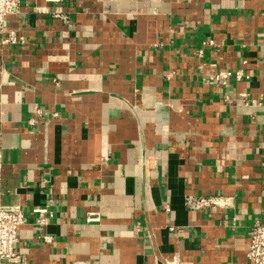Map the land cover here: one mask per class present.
<instances>
[{"label": "crops", "instance_id": "obj_1", "mask_svg": "<svg viewBox=\"0 0 264 264\" xmlns=\"http://www.w3.org/2000/svg\"><path fill=\"white\" fill-rule=\"evenodd\" d=\"M7 29L26 43L0 37V203L24 213L23 264H252L264 0H21ZM225 71L243 79L215 86Z\"/></svg>", "mask_w": 264, "mask_h": 264}, {"label": "built area", "instance_id": "obj_2", "mask_svg": "<svg viewBox=\"0 0 264 264\" xmlns=\"http://www.w3.org/2000/svg\"><path fill=\"white\" fill-rule=\"evenodd\" d=\"M21 0H0V37L5 45H25L26 40L19 37L14 32L7 29V20L10 16L16 15L20 7ZM203 45H213V42L206 41ZM200 56L202 51L199 52ZM0 70L4 72L3 63L0 60ZM241 81L243 72L231 71L220 72L210 78L213 84L217 87L225 89L231 88L232 80ZM228 99V98H227ZM229 100V99H228ZM236 108L251 109L257 106L256 102H251L247 94H234L231 101ZM259 105V104H258ZM261 105V104H260ZM259 105V106H260ZM251 115V114H250ZM47 115L44 110L36 107L33 116L29 119L31 127L36 126L39 120L44 119ZM142 165H149L148 160H141ZM185 206L190 211H206L213 212L215 210H225L229 207V201L220 197H203L197 195H187L185 197ZM35 213L43 215L46 210H34ZM99 218L90 214L87 218L88 223H94ZM26 224V219L23 211L19 207L7 206L0 203V264H23L25 259L17 254L15 248L18 243V234L20 229ZM46 221L44 218L37 220L38 226H44ZM46 243H52L53 238L43 236ZM249 251L248 259L252 264H264V224L256 223L249 231Z\"/></svg>", "mask_w": 264, "mask_h": 264}, {"label": "bare ground", "instance_id": "obj_3", "mask_svg": "<svg viewBox=\"0 0 264 264\" xmlns=\"http://www.w3.org/2000/svg\"><path fill=\"white\" fill-rule=\"evenodd\" d=\"M155 106V105H154Z\"/></svg>", "mask_w": 264, "mask_h": 264}]
</instances>
